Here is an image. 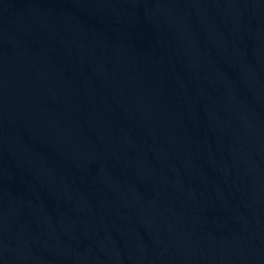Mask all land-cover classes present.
<instances>
[{"label":"water","instance_id":"water-1","mask_svg":"<svg viewBox=\"0 0 264 264\" xmlns=\"http://www.w3.org/2000/svg\"><path fill=\"white\" fill-rule=\"evenodd\" d=\"M0 132L169 264H264V0H0Z\"/></svg>","mask_w":264,"mask_h":264}]
</instances>
